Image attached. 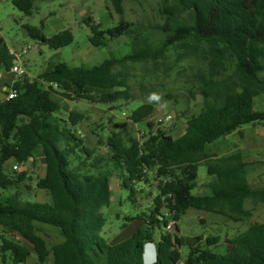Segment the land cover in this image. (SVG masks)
<instances>
[{
	"label": "trees",
	"instance_id": "16d2710c",
	"mask_svg": "<svg viewBox=\"0 0 264 264\" xmlns=\"http://www.w3.org/2000/svg\"><path fill=\"white\" fill-rule=\"evenodd\" d=\"M39 0H12L16 9L32 16ZM120 16L119 23L103 30L91 18L84 24L91 31L95 47H108L127 37L131 53L111 57L91 68L59 63L40 74L39 80L24 78L11 86L17 97L0 100V228L21 235L34 246L39 264H47L52 252L54 264H145L146 247L154 245L153 264H264V223H255L228 240L226 254L215 251L216 236L202 237L204 244L191 247L179 234L180 222L191 209L243 222L253 216L247 207L264 204V187L249 181L250 164L242 154L216 155L208 147L242 127L264 123V110H255V99L264 94V0H165L164 23L156 30L158 40L143 25L124 17L123 0H112ZM28 35L59 50L74 42L65 30L53 36L41 27L27 25ZM176 50L178 61L197 58L206 69L196 75L197 93L204 99L199 115L188 118L184 134L174 138L166 130L154 129L147 122L155 112L153 104H143L131 114L132 122L148 123L150 130L141 139L113 133L106 141L95 131L98 146L107 153L96 156L78 134L84 116L71 112L67 119L58 116L62 107L50 89L57 84L68 95L102 104L135 100L129 85V64L157 65ZM16 58L0 38V71L11 72ZM233 71L226 74L228 66ZM39 81L50 85L43 88ZM42 150L46 174L37 188L46 191V202L22 199L21 186L26 173L9 174L5 164L35 161ZM77 162V163H76ZM207 167L211 180L207 192L193 194L199 179V167ZM120 173L122 187L130 190L134 201L137 183H149L150 175L158 182L154 209L148 218L138 221L134 231L122 241L107 242L101 232L107 223L102 212L112 204L111 177ZM167 210V212H164ZM172 216L171 219L169 217ZM37 224L58 228L63 241L50 251L37 234ZM173 224L175 232L167 229ZM161 230L157 239L156 231ZM2 252H11L15 263H26L29 249L0 236Z\"/></svg>",
	"mask_w": 264,
	"mask_h": 264
},
{
	"label": "rangeland",
	"instance_id": "374dc122",
	"mask_svg": "<svg viewBox=\"0 0 264 264\" xmlns=\"http://www.w3.org/2000/svg\"><path fill=\"white\" fill-rule=\"evenodd\" d=\"M165 0H123L124 17L135 25H143L147 33L158 40L162 35L156 30L164 23ZM86 18H91L95 24H100L106 30L115 27L120 16L117 14L112 0H39L32 16H27L12 4V0H0V38H3L11 49V53L26 71L24 78L39 80L41 73L49 71L59 63H67L71 67L91 68L109 59L122 58L131 53L130 40L121 38L110 46L95 47L90 42L91 29L84 24ZM44 22V33L53 36L65 30L74 35V42L62 49L52 50L44 43L32 39L26 30L27 25L41 27ZM14 61V63L16 62ZM206 63L197 58L178 61L176 50L171 49L166 62L157 65L129 64L127 72L130 76L129 85L135 100L120 101L113 104H102L85 99H78L68 95L61 88L50 89L52 97L62 107L58 116L67 119L71 112H78L84 120L78 126V132L83 134L85 143L90 148H97L96 156L107 153L105 145L98 146V133L104 141L113 134H121L125 139L137 137L141 139L150 130L148 123L136 124L132 122L131 114L143 104H153L155 112L147 121L154 125V129L166 130L174 138L181 137L186 128L188 118L199 115L204 108V99L197 93L196 75L205 71ZM233 64L228 66L226 74L232 73ZM264 76V73L261 74ZM13 72L0 71V100L4 99L6 90L14 82L24 79ZM45 89L50 85L39 81ZM255 110H264V94L255 99ZM170 117V119H167ZM219 156L242 154L245 162L250 164L249 181L254 187H264V123L251 124L242 127L226 137L208 146ZM35 161L18 164L14 159L5 164L7 173H26L27 178L21 186L22 199L31 202H46L50 197L46 191L37 188L40 178L46 174V160L42 150L35 153ZM77 163V162H76ZM17 166L18 169L14 167ZM211 180L207 167H199L197 188L193 194L207 192L206 184ZM158 182L150 175L149 183L135 185L136 196L130 198V190L122 187L120 173L111 177L112 204L102 209L107 219L101 235L107 242L122 241L138 226V221L128 218L142 216L148 218L154 209V198L157 196ZM13 192L6 191L0 202ZM247 207L253 210V216L243 222H234L227 217L213 213L191 209L183 216L180 225V236L186 241L182 248L187 256L192 246L204 240L200 238L216 236L220 243L215 251L226 254L228 240L245 232L255 223H264V204ZM167 212V210H164ZM37 234L42 237L49 248L63 241L61 231L53 226L37 224ZM174 233V225L167 229ZM161 230L157 229L156 237L160 238ZM26 246L30 256L26 263H15L11 252L0 249V264H39L34 246L21 235L0 228V236ZM2 240L0 239V244ZM154 247H146L144 262L153 264L156 261ZM54 264L51 252L48 263Z\"/></svg>",
	"mask_w": 264,
	"mask_h": 264
},
{
	"label": "built area",
	"instance_id": "2783aa9c",
	"mask_svg": "<svg viewBox=\"0 0 264 264\" xmlns=\"http://www.w3.org/2000/svg\"><path fill=\"white\" fill-rule=\"evenodd\" d=\"M11 72H13L14 74H16L19 77H25L26 76V71L22 68L21 64L18 63V60H16L15 65L13 66V68L11 69ZM52 86L54 88H58L57 84H52ZM5 93V97L4 99L6 100H10L13 99L15 97H17V90H15L13 87H9L8 90H6ZM167 119H170V117H168ZM80 137H83V134H81V132H78ZM15 169H18L17 166L14 167ZM171 227V225L169 226V228Z\"/></svg>",
	"mask_w": 264,
	"mask_h": 264
},
{
	"label": "clouds",
	"instance_id": "9594fccd",
	"mask_svg": "<svg viewBox=\"0 0 264 264\" xmlns=\"http://www.w3.org/2000/svg\"><path fill=\"white\" fill-rule=\"evenodd\" d=\"M148 246H152V247H154V250H155L154 252H155V254H156V249H155V246H154V245H148ZM148 246H147V247H148Z\"/></svg>",
	"mask_w": 264,
	"mask_h": 264
},
{
	"label": "water",
	"instance_id": "95a60500",
	"mask_svg": "<svg viewBox=\"0 0 264 264\" xmlns=\"http://www.w3.org/2000/svg\"><path fill=\"white\" fill-rule=\"evenodd\" d=\"M171 218H172V216L169 217V219H171Z\"/></svg>",
	"mask_w": 264,
	"mask_h": 264
}]
</instances>
